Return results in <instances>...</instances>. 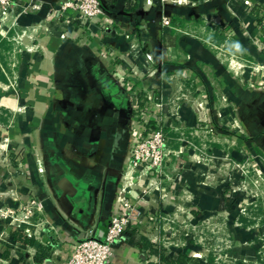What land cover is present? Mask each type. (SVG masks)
<instances>
[{
  "label": "crops",
  "instance_id": "obj_1",
  "mask_svg": "<svg viewBox=\"0 0 264 264\" xmlns=\"http://www.w3.org/2000/svg\"><path fill=\"white\" fill-rule=\"evenodd\" d=\"M70 1L14 0L0 15V210H33L18 228L0 220V264H68L70 243L104 239L147 91L166 101V124L181 116L188 128L215 127L213 157L170 163L180 167L171 179L133 170L138 190L127 198L138 214L112 264H161L141 237L167 253L176 240L195 264H214L191 229L224 211L231 258L259 263L264 0H100L104 12L89 20ZM15 230L52 244L49 255L37 261V246L14 240Z\"/></svg>",
  "mask_w": 264,
  "mask_h": 264
},
{
  "label": "built area",
  "instance_id": "obj_2",
  "mask_svg": "<svg viewBox=\"0 0 264 264\" xmlns=\"http://www.w3.org/2000/svg\"><path fill=\"white\" fill-rule=\"evenodd\" d=\"M174 1L185 2V0ZM13 2L14 0H0V15L4 14L11 7ZM148 2L151 3V0H148ZM66 7H73L80 13L81 17L86 20H89L104 12V7L100 0H72L65 5V8ZM163 24L165 26L171 25V17L169 15H164ZM150 57L151 55L148 54V58ZM253 69L258 70L259 67L256 66L253 67ZM144 96L148 99L149 106L147 107L144 115L140 114L138 106L135 109L138 114H135L136 120L134 118V121L137 125L136 131L139 136H132L129 140V170L125 176V185L120 191V203L118 209L111 216L104 239L87 237L70 243L68 264H112V257L118 242L131 223L135 221L138 214L136 208L131 205L130 200L127 198V194L135 193L138 190L134 186L135 182L132 176L133 170L138 166L147 164V168L152 167L155 169L156 176L162 177L163 174H161L160 170H163L164 160L167 162L171 159V157H166L163 159V156L160 154L156 155L154 158H151L149 163H146L144 157H142L140 154V149L144 147V143H142V140H139L138 138L140 136H144V132L149 133L145 138V145L148 144L150 140L156 141L158 144L162 145L168 142L164 128L168 127V124L165 125V122L168 120L169 116L167 113H164V111L157 113L155 110L156 107L162 106L163 104L161 101L158 102L156 98V96L158 97L159 94H154L152 91H147L145 92ZM149 109L150 111H148ZM148 114H151V116L149 117ZM151 120L157 121L158 125L160 124V121H162L163 124L161 126L159 125L160 127L152 128L150 125ZM169 125L172 127V129L177 128V126H174L173 124ZM36 208L41 209V205L37 204ZM32 211V209H28V212L33 213ZM52 235L56 236V233L52 232Z\"/></svg>",
  "mask_w": 264,
  "mask_h": 264
},
{
  "label": "rangeland",
  "instance_id": "obj_3",
  "mask_svg": "<svg viewBox=\"0 0 264 264\" xmlns=\"http://www.w3.org/2000/svg\"><path fill=\"white\" fill-rule=\"evenodd\" d=\"M166 103V101L164 102ZM163 103V107H166V104ZM162 107V106H161ZM163 107L162 111L163 112ZM150 111V109L148 110ZM138 112L134 111L133 118L136 120V115ZM150 117L151 114H148ZM170 118V117H169ZM172 124L174 126H177V128L174 129V132L177 134L176 137H173L168 142H166L164 145L158 144L156 141L150 140L148 144L145 145L146 140L145 138L148 136L149 133L144 132V136H140L138 139L142 140V143H144V147L140 149V154L142 157H144L145 162L149 163L151 161V158H154L156 155H162L163 159L166 157H171V159L167 162L164 160L163 164V170H160L161 174H163L162 177H165L166 179H171L175 174L177 175L179 173L180 167L176 165V171L169 170L171 167L170 163L173 164L174 161L183 160V157H192L196 160H205L206 158H212L213 153L211 147L207 144L208 142H213L216 139V132L215 127L208 126L205 127V124H201L197 126L196 128H188L186 123L182 120L181 116H173L172 117ZM168 120H166L165 123H167ZM167 125V124H165ZM148 131V130H147ZM167 136L169 134L165 132ZM138 135L137 131L134 137ZM139 136V135H138ZM228 137V136H227ZM176 141L175 144H179L178 147H176L172 141ZM208 141V142H207ZM147 164H144L143 166H139L142 169V172L144 173V176L146 175H153L156 176L155 169L147 168ZM229 167V168H228ZM232 170V167L225 165V174L228 176ZM250 182V181H248ZM248 184V183H247ZM249 185V184H248ZM247 185V186H248ZM260 185V184H258ZM249 188V186H248ZM248 193L251 194V196L247 197V202L249 204H246L247 207H251L250 200L253 199V195L256 196L259 191H249ZM229 194H231L229 192ZM250 198V200H249ZM251 205V206H250ZM245 209V210H244ZM246 208H243L242 213H246L249 215H252V212H248ZM31 213L28 212V210L25 209V211L21 213H17L13 209H1L0 210V220L6 221L9 224V219L11 221V224L15 223L14 226L17 228L26 220L25 218L30 215ZM230 217V216H229ZM228 218V212L224 211L223 213H213L211 215H207L204 219V221L201 223V225H196L192 227L193 236L197 239L201 238V242L205 246V251L208 253L209 251L213 252L216 256L217 261L226 263V264H238L236 259H232L229 255L232 247H233V241L230 236L229 229L226 227L225 219ZM260 221V219H258ZM10 224V225H11ZM257 225V234L259 239H261L260 243L257 245V247L262 248L264 251V232L259 227V223ZM168 239V238H167ZM171 240V237H170ZM169 240V241H170ZM174 240V239H173ZM170 245V249L173 248H179L178 243L176 240H174ZM258 248V249H259ZM262 257H264V252L262 253ZM241 264H264V262H251L246 261L242 262Z\"/></svg>",
  "mask_w": 264,
  "mask_h": 264
},
{
  "label": "trees",
  "instance_id": "obj_4",
  "mask_svg": "<svg viewBox=\"0 0 264 264\" xmlns=\"http://www.w3.org/2000/svg\"><path fill=\"white\" fill-rule=\"evenodd\" d=\"M133 7H135V6H133ZM144 94L145 93H141L139 103H138L139 112L141 115H144L147 107L149 106L148 105L149 104L148 99L144 96ZM162 124H163V122L160 121L159 125L161 126ZM150 125L152 126V128L160 127L158 125V122L155 120H151ZM164 131L169 134V136L166 135L168 138V141L170 139H172L173 137L177 136V134L174 132V129H172V127L170 125H168V127L164 128ZM261 211H262V208L259 207L258 210L254 213L257 214V212L260 213ZM240 219L244 224H247L248 217L241 215ZM11 236L14 240L19 241L23 244H29L32 246H37V248H38V254H37V258H36L37 261L41 262L49 255V250H51L52 244L45 246V245L39 243L34 237H31V236H28L27 234H25L22 230L12 231ZM259 241H261V240H259ZM140 246L144 251H148L149 254L158 255L163 264H195L198 261L195 257L187 254L186 252L182 251L179 248H173V249H171L170 253H167V249L165 247H163L162 245H159L157 243L151 242L146 237H141ZM263 252L264 251L262 250V248L258 249V260L260 262H264V257H262ZM209 261L214 263V264H226V263H222V262L217 261L216 256L211 251L209 253ZM237 263L241 264L242 261H238ZM150 264H154V263H150Z\"/></svg>",
  "mask_w": 264,
  "mask_h": 264
}]
</instances>
